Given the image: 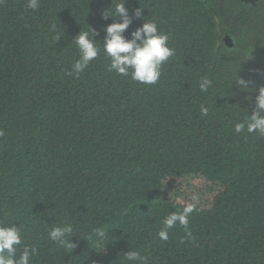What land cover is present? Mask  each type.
<instances>
[{
  "label": "trees",
  "instance_id": "trees-1",
  "mask_svg": "<svg viewBox=\"0 0 264 264\" xmlns=\"http://www.w3.org/2000/svg\"><path fill=\"white\" fill-rule=\"evenodd\" d=\"M111 2L0 0V222L37 248L32 264H128L130 250L146 264H264V137L234 132L264 87V0H125L130 17L144 10L125 38L154 20L175 55L152 85L109 72L103 52L75 79L71 41L87 26L103 48ZM187 203L191 235L177 224L159 240ZM63 224L72 252L48 239Z\"/></svg>",
  "mask_w": 264,
  "mask_h": 264
},
{
  "label": "clouds",
  "instance_id": "clouds-1",
  "mask_svg": "<svg viewBox=\"0 0 264 264\" xmlns=\"http://www.w3.org/2000/svg\"><path fill=\"white\" fill-rule=\"evenodd\" d=\"M39 7V0H27L28 9L36 11ZM143 11L139 6L130 17L125 7V0H112L110 6L101 14L102 19L114 21L103 30L105 33L102 41L103 48H101L100 42L94 40L98 33L85 26L87 30H80L71 41L75 42L79 58L72 64L71 71L67 74L79 79L90 62L96 59L100 52H103L109 60V72L130 77L132 80L146 85L157 83L161 76L162 64L175 55V50L168 46V35L159 31L157 23L148 18L140 27L130 33V38H125L123 35L132 24L133 17L142 18ZM61 36L56 37V42ZM235 81L241 89H246V81L237 79V76ZM212 84L211 79L206 76L202 77L199 81V91L208 92ZM254 104L255 108L252 114L247 115L245 120L234 125L236 134L246 130L249 134L256 133L264 137V87L258 89ZM208 113L209 109L201 105V116L206 117ZM192 199L195 201L197 198L194 196ZM194 211H196V203H187L181 212L169 213L163 221L164 227L157 233L158 239L167 241L168 230L176 227L177 224L190 236L189 217ZM72 231L71 224L54 226L48 232V239L57 247L72 252L77 246L70 242L73 237ZM93 234L103 238L105 232L94 229ZM37 252L36 247L23 244L21 230L17 223H8L5 227L4 222H0V264H32ZM123 258L128 264H146L147 261L146 257L135 250L128 251L123 255Z\"/></svg>",
  "mask_w": 264,
  "mask_h": 264
},
{
  "label": "water",
  "instance_id": "water-1",
  "mask_svg": "<svg viewBox=\"0 0 264 264\" xmlns=\"http://www.w3.org/2000/svg\"><path fill=\"white\" fill-rule=\"evenodd\" d=\"M224 43H225V45L227 46V47H232L233 46V43H232V40L230 39V37L229 36H225L224 37Z\"/></svg>",
  "mask_w": 264,
  "mask_h": 264
}]
</instances>
